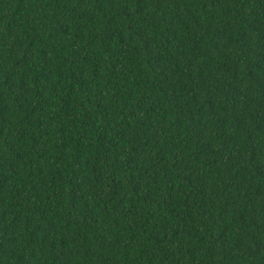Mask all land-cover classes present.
I'll return each instance as SVG.
<instances>
[{"label": "trees", "instance_id": "trees-1", "mask_svg": "<svg viewBox=\"0 0 264 264\" xmlns=\"http://www.w3.org/2000/svg\"><path fill=\"white\" fill-rule=\"evenodd\" d=\"M0 264H264V0H0Z\"/></svg>", "mask_w": 264, "mask_h": 264}]
</instances>
